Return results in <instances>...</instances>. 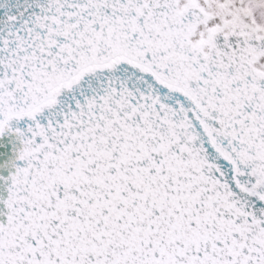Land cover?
Here are the masks:
<instances>
[{
    "label": "snow or ice",
    "instance_id": "1",
    "mask_svg": "<svg viewBox=\"0 0 264 264\" xmlns=\"http://www.w3.org/2000/svg\"><path fill=\"white\" fill-rule=\"evenodd\" d=\"M0 264H264V0H0Z\"/></svg>",
    "mask_w": 264,
    "mask_h": 264
}]
</instances>
